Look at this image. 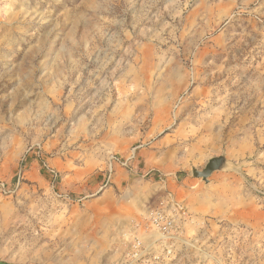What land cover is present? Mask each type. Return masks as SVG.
Instances as JSON below:
<instances>
[{"label": "rangeland", "instance_id": "obj_1", "mask_svg": "<svg viewBox=\"0 0 264 264\" xmlns=\"http://www.w3.org/2000/svg\"><path fill=\"white\" fill-rule=\"evenodd\" d=\"M0 264H264V0H0Z\"/></svg>", "mask_w": 264, "mask_h": 264}, {"label": "crops", "instance_id": "obj_2", "mask_svg": "<svg viewBox=\"0 0 264 264\" xmlns=\"http://www.w3.org/2000/svg\"><path fill=\"white\" fill-rule=\"evenodd\" d=\"M57 134H48L46 137L43 138V149L44 153H46V160L52 166L55 167L59 164V159L61 155L64 156L63 152H61V144L60 139L57 137ZM42 149V150H43ZM63 160V159H62ZM29 172H26L25 175L30 174L33 178H37L40 176L41 171L39 166L41 165L40 160L37 158V152L33 151L29 157L28 162ZM63 164H69V161H62ZM69 177V176H68ZM72 177V178H71ZM81 179L78 173L70 174V180H77Z\"/></svg>", "mask_w": 264, "mask_h": 264}, {"label": "built area", "instance_id": "obj_3", "mask_svg": "<svg viewBox=\"0 0 264 264\" xmlns=\"http://www.w3.org/2000/svg\"><path fill=\"white\" fill-rule=\"evenodd\" d=\"M134 151H132L130 157L128 159H126V161H121L115 155H111L109 157V159H108V168H107V172H108L107 183H109L111 181L112 174L114 173V170H115L114 169L115 165H121L122 167H126V168L128 167V162L135 158ZM37 155H38V159L41 161L42 169L44 170V172L50 178V186H51V188L53 189V191H56L57 186L60 183V174H59V172L47 162V160L45 159V157L43 156V154L41 152V149H40V151L37 152ZM20 173L23 174L22 169H21ZM106 186H107V184H106ZM170 227H171V223L170 222H165L164 229L167 232L170 231Z\"/></svg>", "mask_w": 264, "mask_h": 264}, {"label": "water", "instance_id": "obj_4", "mask_svg": "<svg viewBox=\"0 0 264 264\" xmlns=\"http://www.w3.org/2000/svg\"><path fill=\"white\" fill-rule=\"evenodd\" d=\"M229 167V162L225 155L214 157L208 160L204 169H193L192 175L194 178L202 179L206 184H209V178L215 172L225 171Z\"/></svg>", "mask_w": 264, "mask_h": 264}]
</instances>
